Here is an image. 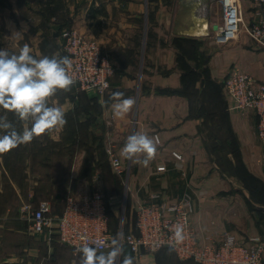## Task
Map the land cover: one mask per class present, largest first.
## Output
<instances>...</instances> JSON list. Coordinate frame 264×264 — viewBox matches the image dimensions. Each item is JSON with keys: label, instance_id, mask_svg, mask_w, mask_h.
I'll return each instance as SVG.
<instances>
[{"label": "crops", "instance_id": "crops-1", "mask_svg": "<svg viewBox=\"0 0 264 264\" xmlns=\"http://www.w3.org/2000/svg\"><path fill=\"white\" fill-rule=\"evenodd\" d=\"M238 2L245 26L256 22L253 0ZM221 19L216 0H0V49L19 53L28 44L36 58L60 56L61 50L65 56L63 47L59 48L61 32L74 26L96 38L114 65L107 93H80L72 85L70 91L58 90L49 101L65 112L67 124L49 131L48 139L57 142L73 132V140L90 144L49 153L45 178L28 167L25 179L32 181L27 187L16 185L0 154V199L6 190L1 181L10 180L12 193L21 203L37 206L47 200L51 214L58 216L62 209L55 203H65L69 195L93 185L107 187L106 194L122 199L110 208L109 218L121 206L132 220L129 232H137L134 215L139 202L172 201L187 194L201 244L218 245L228 234L243 242L264 234V149L258 136L259 119L252 110L232 108L224 86L226 77L235 71L262 79L264 49L243 29L236 39L218 43L215 25ZM115 91L135 98L132 110L121 117H115L110 108ZM17 121L30 126V122ZM70 123L80 129L70 128ZM137 131L159 141L147 167L120 156L127 137ZM97 144L106 147V160H110L109 146L113 148L124 166L123 175L107 177L100 156L91 150ZM61 155L70 163L64 165V174H56V157ZM44 184L49 185V193L43 190ZM52 188H57L54 194ZM37 235L40 238L33 246L22 240L18 253L9 256L4 250L0 264H67L74 258L72 250L57 241L55 227L50 234ZM42 251L45 257L39 255ZM123 252L133 257L126 245ZM119 260L123 256L117 259L120 264ZM134 261L199 264L181 259L169 248L154 253L143 250Z\"/></svg>", "mask_w": 264, "mask_h": 264}, {"label": "built area", "instance_id": "built-area-1", "mask_svg": "<svg viewBox=\"0 0 264 264\" xmlns=\"http://www.w3.org/2000/svg\"><path fill=\"white\" fill-rule=\"evenodd\" d=\"M221 7V24L215 31L218 43L236 39L242 29L264 49V0H253L258 20L245 26L238 0H216ZM203 11V8H201ZM63 51L72 61L69 74L81 91L103 94L110 87L114 65L102 52L97 40L74 26L62 30ZM224 86L233 104L232 108L252 110L258 116V136L264 149V76L257 79L244 72H232ZM110 162L117 174H124V166L113 148L108 149ZM122 199L107 197L96 188L69 195L61 214L53 216L51 203L41 201L37 206L23 203L22 212L36 234H50L53 227L61 243L73 250L74 258L67 264H79L76 249L84 245L95 246L107 252L114 239L109 226L108 209ZM138 232H122V245L129 247L138 259L143 250L154 253L163 248L174 250L181 259H192L199 264H264V234L250 236L245 242L228 234L223 241L201 244L191 221L193 203L190 195L172 201L142 203L136 206ZM180 229L182 239L177 240Z\"/></svg>", "mask_w": 264, "mask_h": 264}, {"label": "clouds", "instance_id": "clouds-1", "mask_svg": "<svg viewBox=\"0 0 264 264\" xmlns=\"http://www.w3.org/2000/svg\"><path fill=\"white\" fill-rule=\"evenodd\" d=\"M31 52L28 44H24L18 54L0 49V108L14 113L22 122H30V127L17 131L6 115L0 116V132L3 133L0 134V154L29 144L34 138L62 129L67 124L65 112L60 107L50 106L49 101L58 90H71L75 83L69 74L72 61L67 56L55 54L36 58ZM110 99L111 112L115 117L129 113L135 105V98L125 97L121 91L113 92ZM158 143L157 139L137 131L127 137L120 156L147 167L155 157ZM175 235L178 241L182 239L179 228ZM122 240V234H118L107 252L90 245L77 248L80 264H117L121 256L122 264H134V257L124 254Z\"/></svg>", "mask_w": 264, "mask_h": 264}, {"label": "rangeland", "instance_id": "rangeland-1", "mask_svg": "<svg viewBox=\"0 0 264 264\" xmlns=\"http://www.w3.org/2000/svg\"><path fill=\"white\" fill-rule=\"evenodd\" d=\"M245 30V28L243 29ZM94 38V37H93ZM96 39V38H95ZM97 40V39H96ZM98 42V41H97ZM99 44V42H98ZM60 49L63 47V42H61ZM100 49L102 50L100 44H99ZM9 49V48H8ZM16 52V51H15ZM103 52V50H102ZM13 53V52H12ZM60 56L61 54L63 55L62 50L59 52ZM106 54L105 52H103ZM18 54V52H16ZM107 55V54H106ZM108 56V55H107ZM109 57V56H108ZM111 83V79H110ZM111 88V87H110ZM109 91V90H108ZM107 93V92H106ZM104 94V93H103ZM102 95V94H101ZM7 116L8 120L11 121L17 131H23L24 126L21 125L17 121V117L15 116L14 113L12 112H7L6 110L0 108V116ZM27 127V126H25ZM30 127V126H29ZM70 128L74 129L78 127L80 129V125H74L73 123H70L69 125ZM0 134H3L0 132ZM75 135L73 132H67L65 135V139L58 140L57 142H54L52 140L48 139V133L34 138L33 141L29 144L26 145H21L13 150H11L8 153L4 154V160L6 164V168L10 174V176L13 178L14 182L16 185H21L23 187H27V185H30L32 179H25V176H28L27 168L32 167L34 169L39 170L38 175L41 176L42 178L47 177V174L49 173V153H52L54 150H74L77 148H80L82 145H88L90 142L86 140H73L72 137ZM80 136V134H78ZM92 144V142H91ZM98 145V144H97ZM111 146H109V149ZM95 150V153L100 156L99 158V163L105 170V174L107 177L110 179L112 178L113 174L116 175H121L117 174L114 171V168L112 164H108V160H106V147L104 145H98V147L91 149ZM69 153V152H68ZM108 157V155H107ZM54 158V157H53ZM59 160L56 161V165L54 166V169L56 170V174H64L66 167L64 165H68L70 162L68 161V158L64 155L57 156ZM84 159V158H83ZM90 159V156L88 157ZM61 161V163H60ZM81 161V160H80ZM79 161V164H80ZM84 160H82L83 164ZM110 162V160H109ZM53 165V164H52ZM85 167V162L84 166ZM90 167V166H89ZM113 169V170H112ZM99 175H101L99 173ZM123 175V174H122ZM30 180V181H29ZM6 186L5 194L4 196L0 199V226L2 227V230L0 231L1 235V240H0V256L5 255V251L7 250V253L9 256L12 253H18L17 251H20L23 244L21 241L25 240L26 245H35L36 242L40 238V235H37L36 233H33L30 230L29 226V221L25 218L24 213L22 212V206L23 203H21L20 198H15L14 194L12 193L11 190V181L7 182L4 180L3 182L1 181V184ZM43 190L46 191V193H49V185L44 184L43 185ZM108 187H112V184H108ZM97 187L92 186L90 187V191H94ZM105 194L106 192L110 191L107 189V187H99ZM57 188H52V193L54 194V191ZM112 190V189H111ZM49 195V194H48ZM112 196V195H110ZM113 197H118V196H113ZM119 198V197H118ZM62 202V201H61ZM55 203L59 207V209L64 208V203ZM61 210V211H62ZM60 211V212H61ZM59 212V214H60ZM134 217H136L134 215ZM131 217H129L128 211L123 209L121 206L118 207L117 212L114 214V217L112 218L111 221V231L112 235L114 238L118 237V234H121L122 232H129V223ZM134 221V219H133ZM38 239V240H37ZM32 242V243H31ZM39 255L41 257L44 256V252H40ZM48 255V252H46V256ZM45 257V256H44ZM120 261V260H119ZM46 262H48L46 260ZM118 263V261H117ZM122 261H120V264ZM119 264V263H118ZM135 264V261H134Z\"/></svg>", "mask_w": 264, "mask_h": 264}, {"label": "trees", "instance_id": "trees-1", "mask_svg": "<svg viewBox=\"0 0 264 264\" xmlns=\"http://www.w3.org/2000/svg\"><path fill=\"white\" fill-rule=\"evenodd\" d=\"M65 53V52H64ZM65 56H66V53H65ZM80 93H86V92H84V91H79ZM107 197H111L110 195H108V194H105ZM66 199V198H65ZM64 206H65V203H64ZM64 209V208H63ZM63 211V210H62ZM62 211H61V213H62ZM110 212H111V210L110 209H108V215H109V217H110ZM60 213V214H61ZM111 219L109 218V226H111L110 224H111ZM135 223H136V217H135ZM137 226V225H136ZM110 229H111V227H110ZM138 232V231H137ZM137 232H135V233H137ZM57 237H56V239H57V241L58 242H60L61 243V241L59 240V235H58V233H57V235H56ZM63 244V243H62ZM63 245H65V244H63ZM65 246H67V245H65ZM67 247H69V246H67ZM70 248V247H69ZM71 249V248H70ZM164 249V248H163ZM72 250V249H71ZM72 252H73V250H72ZM78 257V256H77ZM189 260H192V259H189ZM78 261V260H77Z\"/></svg>", "mask_w": 264, "mask_h": 264}, {"label": "water", "instance_id": "water-1", "mask_svg": "<svg viewBox=\"0 0 264 264\" xmlns=\"http://www.w3.org/2000/svg\"><path fill=\"white\" fill-rule=\"evenodd\" d=\"M183 1H186V0H183ZM198 1H202V0H198ZM218 27V25H215V28H217Z\"/></svg>", "mask_w": 264, "mask_h": 264}]
</instances>
